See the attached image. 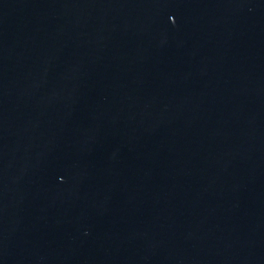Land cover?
<instances>
[{"label": "water", "instance_id": "95a60500", "mask_svg": "<svg viewBox=\"0 0 264 264\" xmlns=\"http://www.w3.org/2000/svg\"><path fill=\"white\" fill-rule=\"evenodd\" d=\"M0 264H264V0H0Z\"/></svg>", "mask_w": 264, "mask_h": 264}]
</instances>
